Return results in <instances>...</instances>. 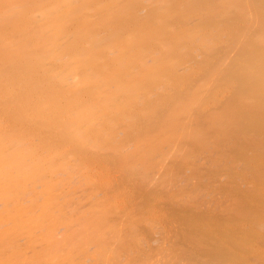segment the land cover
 <instances>
[{"label": "bare ground", "instance_id": "bare-ground-1", "mask_svg": "<svg viewBox=\"0 0 264 264\" xmlns=\"http://www.w3.org/2000/svg\"><path fill=\"white\" fill-rule=\"evenodd\" d=\"M157 254L264 264V0H0V264Z\"/></svg>", "mask_w": 264, "mask_h": 264}, {"label": "rangeland", "instance_id": "rangeland-1", "mask_svg": "<svg viewBox=\"0 0 264 264\" xmlns=\"http://www.w3.org/2000/svg\"><path fill=\"white\" fill-rule=\"evenodd\" d=\"M202 159H203V158H202ZM202 159H201V160H202ZM203 161H204V160H202V161H200V162H202V163L204 164L205 161H204V162H203ZM202 163H201V164H202ZM160 166H162V165H159V167H160ZM159 167H158V168H159ZM95 168H96V167H95ZM160 168H163V166L160 167ZM160 168H159V169H160ZM99 169H100V168H99ZM99 169L96 168V171H97V172H94L95 174L97 173V174H96L97 176L93 173V174L95 175L94 178H96V179H99V178H100V180H103V178H104L103 175H105V174H104L105 171H104V170H101V171H100ZM93 171H95L94 168H93ZM98 171H100V173H99ZM111 172H112V171H111ZM116 172H117V171H115L114 174H113V173H110V172H106L107 175H105V177L107 176L108 178H104V179H105V180H107V179H111L112 176H113V179L110 180V182L113 184V183H114V180L117 181V177H118V175H119V173H118V172L116 173ZM98 173H99V176H98ZM108 173H110V175L113 174V175L111 176V178H109L110 176H109ZM100 174H102L103 177L100 176ZM120 174H121V172H120ZM101 178H102V179H101ZM114 178H115V179H114ZM118 178H119V177H118ZM152 180H154V179H152ZM152 180H151V181H152ZM155 180H156V179H155ZM217 180H218V183H219V184L224 182V178H219V179H217ZM151 181L149 182L150 184H148V186H149V187H147L148 189H150V187H152L153 185H155L154 183H156V182H154V181H152V182H154V183H152ZM110 182L108 181V183H110ZM111 183H110V184H111ZM115 183H117V182H115ZM192 183H193V184L196 183V180H193ZM218 183H217V184H218ZM146 186H147V185H146ZM97 192H98V191H97ZM99 192H100V190H99ZM100 193L103 194L102 191H101ZM104 194H105V193H104ZM119 194H120V193L118 192V195H119ZM101 197H102V195H101ZM118 198H119V197H118ZM158 199L161 200V201H159ZM122 200H125V199H123L122 197H121L120 199H116L117 206H118V209H119V210H117V211H119V212H121V210H123L122 208H124V207L127 208V209H129V208H130L129 204L133 202V200H130V199L127 200V199H126L127 202H126V201H123V202H124V205H123V204H122ZM157 200H158V201H157ZM157 200H156L155 203H154V205L156 204L155 211H156L157 213H159V212H160L161 214L163 213V216H167V215L169 216V215H170V214H169L170 212H168V211H170V208H169V206L167 205L166 200H165V199H161L160 197H158ZM128 201H130V202H128ZM136 201L139 202V200L134 199V202H133V203H134V205L138 206V203H137ZM126 203H127V204L129 203V204H128L129 207H128V206H125ZM136 203H137V204H136ZM162 203H165V204L162 205ZM119 204H120V205H119ZM121 204L123 205L122 208H121ZM157 204L160 206V209L158 208L159 206H158ZM131 205H132V204H131ZM165 205H166V206H165ZM131 207H132V206H131ZM161 207L163 208L164 211L161 209ZM165 207H166V208H165ZM132 208H134V206H133ZM153 208H154V207H153ZM156 208H158V209H156ZM120 209H121V210H120ZM157 210H158V211H157ZM161 210H162V211H161ZM167 210H168V211H167ZM165 213H166L167 215H166ZM147 215L150 216V217H148ZM144 216H145V220H149V218H151V215H149V214H147V213L144 214ZM146 217H147V218H146ZM172 218H173L174 221H172L171 224H172V226H173V224H174L175 226L172 227V228L169 227V231H168L167 234H166L165 232H163V231H162V232H163L164 234H161V232L159 233V231L161 230V229H160V226H161V228L163 229V228L165 227V224H163L164 221H163V222H162V221H157V224L159 225V228H157V229H158V233H157V232H154V235H155V236L153 235V236H152L153 238H152V237H151V238H152L154 241L156 240L158 243L154 244L156 241H155L154 243H153V241H152V243H151V240H152V239L149 240V238H150L149 235H150V234H148V236L145 235V234H142V235H145L146 238L148 237V238H147L148 240H146L145 237L141 238V239L146 240V242L149 241V242H148V249H151V248L154 249L153 246H156V247H155V251H157L156 249L158 248V246L160 247V245H161V246H163L164 251H165V249L169 247L170 242H171L172 240H173V242H171V244L176 243V240H177V239H176L175 236H177V234L181 231V229H179V228H182V227L180 226V224H179L178 222H176V220H175V218L173 217V215H172ZM121 219H122V218H121ZM115 220H117V218H115ZM115 220H114V221H115ZM119 221H122V220H118V221H116V222L122 224V222H119ZM159 222H160V224H159ZM178 224H179V225H178ZM117 225H118V224H117ZM122 225H123V224H122ZM122 225L119 224L118 227L121 228V227H123ZM124 226L126 227V225H124ZM144 226H146V225H144ZM157 227H158V226H157ZM120 228H119V229H120ZM173 228H177V230L174 229V231H173V230H172ZM159 229H160V230H159ZM170 229H171V230H170ZM120 230L123 231L122 228H121ZM171 231H172V233H171ZM173 232H177V233H174L175 235H172ZM155 233H156V234H155ZM152 234H153V233H152ZM170 234H171V235H170ZM160 235H163V236L161 237ZM164 236H166V237H164ZM172 236H174L175 238H173ZM160 237H161V238H160ZM154 238H155V239H154ZM162 238H163V239H162ZM161 239H162V240H161ZM144 240H143V241H144ZM160 240H161V241H160ZM143 241H142V242H143ZM144 242H145V241H144ZM22 243H23V242H22ZM162 243H163V244H162ZM168 243H169V244H168ZM143 244H144V243H143ZM146 244H147V243H146ZM152 244H154V245H152ZM149 245H150V248H149ZM143 246H145V245H143ZM165 247H166V248H165ZM160 248H161V247H160ZM152 249H151V250H152ZM151 250H150V251H151ZM158 250H159V248H158ZM160 250H161V249H160ZM162 250H163V249H162ZM152 251H154V250H152ZM155 251H154V252H155ZM154 252H153V253L151 252L152 255H155ZM151 253H150V255H151ZM157 253H158V251H157ZM159 254H160V253H159ZM159 254H157V256H154V257H156V261H154L155 258H153V256H152V258H151V259H153L152 262H155V263H157V264H159V263L162 262V260H161L162 257L160 258ZM29 255H30V254L25 255V257L27 256V258H28V257H30ZM158 256H159V257H158ZM31 257H32V256H31ZM157 257H158L159 259H158ZM157 261H158V262H157Z\"/></svg>", "mask_w": 264, "mask_h": 264}]
</instances>
